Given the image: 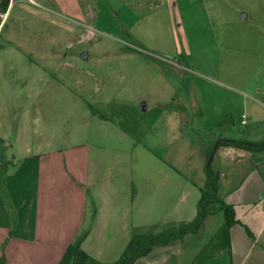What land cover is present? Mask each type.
<instances>
[{"label": "rangeland", "instance_id": "obj_1", "mask_svg": "<svg viewBox=\"0 0 264 264\" xmlns=\"http://www.w3.org/2000/svg\"><path fill=\"white\" fill-rule=\"evenodd\" d=\"M11 2L7 14L0 8V125L13 130L11 140L19 125L51 140V151L89 149L96 171L112 176L113 207H127L135 189L146 222L163 229L190 218L211 135L184 124L194 119L190 109L187 117L166 112L173 102L163 98L175 89L186 106L192 88L209 92L222 61L250 70L264 47V0ZM112 111L120 116L103 117ZM94 190L86 189L87 223L99 206Z\"/></svg>", "mask_w": 264, "mask_h": 264}, {"label": "crops", "instance_id": "obj_2", "mask_svg": "<svg viewBox=\"0 0 264 264\" xmlns=\"http://www.w3.org/2000/svg\"><path fill=\"white\" fill-rule=\"evenodd\" d=\"M259 51L250 70L239 60L220 62L219 77L207 79L210 91L199 93L192 88L186 106L175 89L163 98L168 104L173 102L166 112L180 111L187 117L186 111L191 110L194 119L184 124L192 131L197 125L210 131L201 153L206 160L209 149L217 145L211 165L219 174L220 198L234 208V222L228 226L224 211L215 203L198 231L155 245L134 264H264V205L260 202L264 198V148L219 145L224 138L264 142V47ZM174 64L181 74L188 70L181 63ZM224 65L239 67L241 73L233 77L223 70L228 69ZM147 107L142 104L139 109L147 111ZM115 116L120 115L112 111L103 117ZM152 124L150 119L147 127ZM239 125L247 128L239 130ZM12 135L13 130L0 125V255L5 254L6 264H58L66 247L86 230L83 248L110 262L121 256L137 229L152 231L151 225L154 231L162 229L146 222L145 207H137L135 189L125 197L131 207H113L118 194L109 182L112 176L96 171L89 149L69 146L63 153L51 151V140L37 141L30 129L19 125L14 142ZM90 185L95 187L99 206L93 222L87 223ZM105 203L109 207H102ZM196 214L193 208L190 218L167 224L192 220Z\"/></svg>", "mask_w": 264, "mask_h": 264}, {"label": "trees", "instance_id": "obj_3", "mask_svg": "<svg viewBox=\"0 0 264 264\" xmlns=\"http://www.w3.org/2000/svg\"><path fill=\"white\" fill-rule=\"evenodd\" d=\"M10 0H0V8L4 13L9 8ZM220 144H230L238 147H244L251 150L263 149V143H250L237 139H221ZM211 147L207 154L205 174V185L200 189L201 195L197 204V214L189 221L167 224L160 231H142L136 230L121 256L114 261L106 262L92 256L83 248V242L88 235V230L81 232L65 249V252L58 264H134L141 256L147 255L157 244H167L175 239L184 237L186 234L196 232L200 229L205 217L212 213L215 203L224 211L227 219V225L234 222V208L227 204L219 196V174L213 169L212 165H207V161L212 151ZM7 258L4 253L0 255V264H6Z\"/></svg>", "mask_w": 264, "mask_h": 264}, {"label": "water", "instance_id": "obj_4", "mask_svg": "<svg viewBox=\"0 0 264 264\" xmlns=\"http://www.w3.org/2000/svg\"><path fill=\"white\" fill-rule=\"evenodd\" d=\"M83 56L87 57V53H83ZM216 146L217 145H215V147H213L212 151L210 152V155H209V158H208V161H207V165H210L211 162H212V158H213V154H214V151L216 149Z\"/></svg>", "mask_w": 264, "mask_h": 264}, {"label": "built area", "instance_id": "obj_5", "mask_svg": "<svg viewBox=\"0 0 264 264\" xmlns=\"http://www.w3.org/2000/svg\"><path fill=\"white\" fill-rule=\"evenodd\" d=\"M243 122H244V123L247 122V120H246V115H243ZM260 202L264 205V198H262Z\"/></svg>", "mask_w": 264, "mask_h": 264}]
</instances>
